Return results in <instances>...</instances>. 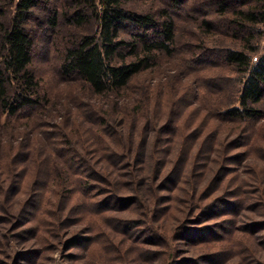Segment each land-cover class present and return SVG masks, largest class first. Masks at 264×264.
Segmentation results:
<instances>
[{"label": "trees", "instance_id": "1", "mask_svg": "<svg viewBox=\"0 0 264 264\" xmlns=\"http://www.w3.org/2000/svg\"><path fill=\"white\" fill-rule=\"evenodd\" d=\"M39 33L57 40L60 49L58 82L63 87L56 93L43 87L33 66ZM263 38L264 0H0V130L5 129V146L7 140L14 143L19 139L17 145L0 148V164L12 156L10 173L19 179L22 176V184L24 179L29 181L33 195L38 189L47 192L57 178L61 187L69 189L70 201L78 194L90 206L87 194L93 187L86 178L88 172L80 168L81 155L73 147L81 146L84 154L102 153L106 172H91L96 179L106 178L113 167L115 187L142 181L143 175L134 174L132 180L122 173L127 168L143 173L151 170L153 180H162L163 156L157 149L165 135L180 137L178 147L176 141L171 142L176 165L169 171L177 184L189 162L195 179L200 173L204 178L218 142L227 152L225 158L235 165L253 153L261 160ZM210 57L214 62L207 63ZM201 60L205 65H199ZM171 62L180 73L183 68L190 69L198 82L189 89L193 91L192 108L183 105L181 95L187 83L170 73L167 64ZM168 72L173 79L163 77ZM158 77L164 82L156 81ZM165 83L175 91L174 96L167 97L162 89ZM211 119L223 128L217 129ZM17 123L23 127L20 131ZM147 124L156 141L151 163L146 160ZM40 125L58 130L70 127L62 134L65 142L38 138ZM222 129L227 135L216 140ZM232 143L235 152L230 151ZM35 147L43 154L34 155ZM198 164L202 169L194 172ZM248 170L252 184L236 172L230 178L235 181L232 188L237 189L232 193L240 195L237 211L249 205L247 194L252 195L250 190L259 187L256 184L264 176L258 165ZM226 175L217 173L212 185L194 191L210 190ZM3 183L2 213L6 211ZM16 184L13 189L9 183L8 199L23 186ZM131 195L137 202L139 194L115 192L117 199Z\"/></svg>", "mask_w": 264, "mask_h": 264}, {"label": "rangeland", "instance_id": "2", "mask_svg": "<svg viewBox=\"0 0 264 264\" xmlns=\"http://www.w3.org/2000/svg\"><path fill=\"white\" fill-rule=\"evenodd\" d=\"M261 44L264 47V38ZM59 53L57 40L39 33L33 66L43 87L50 93H56L63 87L58 82ZM206 60L207 63L213 61L211 57ZM198 62L199 65H205L204 60ZM167 67L172 69L171 74L178 75L180 82L187 83L186 92L180 98L182 101L185 99L183 105L186 108H192L193 91L189 89L195 88L198 82L189 73L191 70L183 68L180 73L174 62L167 64ZM170 73H164L163 77L173 79ZM164 78L158 77L155 80L162 79L164 82ZM162 89L167 97L175 95L167 83ZM147 113L144 116H148ZM211 120L215 121L217 129L223 128L219 121ZM17 125L16 129L20 131L23 127L20 128V123ZM68 128L61 126V130H58L40 125L36 129V136H47L52 141L62 143L65 142L62 134ZM4 130H0V140L3 142L0 148L6 150V146L14 143L17 145L19 139L14 143L7 140L5 146L7 137ZM147 130L150 137L145 145L146 160L151 163L156 141L153 129L148 124ZM227 133L223 129L219 130L215 139H223ZM6 134L9 136L10 132L6 131ZM167 136L158 144L157 149L163 156L160 169L162 180H153L151 170L143 173L128 168L120 169L118 171L122 170L132 180L136 178L134 174L143 175V179L119 187L112 183L113 167L112 170L109 168L111 173L106 175L107 179H96L92 174L91 169L106 172L102 168V153L84 154L81 146L73 147L81 155L80 168L88 172L86 178L90 179L93 187L87 194L90 195V206L84 203L82 195L77 194L70 201L67 196L69 189L61 187L57 178H54L47 192L38 189L33 195L29 181L24 179L22 184V176L19 179V176L10 173L13 170V162H9L12 156L8 160L3 158L0 164V184L4 182L1 196L6 211H0V264H264V176H261L259 185L256 184L259 187L250 190L252 195L247 194L246 198L250 199L246 204L249 205H242L239 211L236 204L240 195L232 193L237 189L232 188L235 181L230 179L236 172L252 184L248 168L258 165L259 169H264V157L261 156L260 160L253 153L241 165H235L233 160L225 158L227 152L217 141V154L211 152V156H215L209 164L207 176L201 179L203 173H200L195 179L189 162L183 179L178 180L177 184L175 175L169 171L176 165V151L174 155L171 153V142L176 141L178 147L180 137L170 139ZM230 151L235 152L233 143ZM32 153L39 156L43 154L38 147ZM154 157L156 159V153ZM199 160L202 163V157ZM200 165L196 166L194 172L201 171ZM221 172L227 175L215 187L201 193L194 191L212 185L217 173ZM199 179V183H193ZM10 182L13 183V189L17 186L16 182L25 188L22 186L13 198L8 199ZM98 182L97 186L100 187L97 189ZM150 189L153 191L151 195L148 194ZM115 192L135 196L139 194L140 197L137 202L132 195L117 199ZM80 203L82 206L78 207ZM70 206L72 208L69 210ZM5 228L6 233H2Z\"/></svg>", "mask_w": 264, "mask_h": 264}]
</instances>
